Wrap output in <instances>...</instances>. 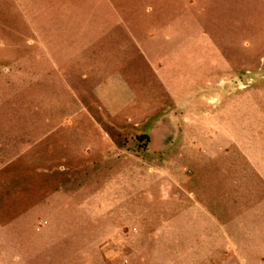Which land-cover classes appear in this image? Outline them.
<instances>
[{
    "label": "rangeland",
    "instance_id": "374dc122",
    "mask_svg": "<svg viewBox=\"0 0 264 264\" xmlns=\"http://www.w3.org/2000/svg\"><path fill=\"white\" fill-rule=\"evenodd\" d=\"M112 9L135 114L49 48ZM0 264H264V0H0Z\"/></svg>",
    "mask_w": 264,
    "mask_h": 264
},
{
    "label": "crops",
    "instance_id": "0c3cea01",
    "mask_svg": "<svg viewBox=\"0 0 264 264\" xmlns=\"http://www.w3.org/2000/svg\"><path fill=\"white\" fill-rule=\"evenodd\" d=\"M148 11H150L149 8ZM130 15H132L130 11L116 9L92 11L88 14L80 12L74 16L78 18V24L81 26L79 32L83 35L75 36V39L69 37V40L64 38L67 43L64 46H49V48L60 50V59L64 62L65 67L69 66V71L66 72L67 78L70 79L73 75L74 77L71 79L76 81L98 82L95 94L99 104L107 113L114 116L125 112L135 114L141 110L138 93L128 81L127 76L131 72L130 68L127 72L121 67L123 65L131 66L132 55L130 52L127 53V51H131V48H135V54L148 63L143 45L132 37L134 31L132 32L125 20ZM143 30L137 32H143ZM118 32L124 33L121 40H118L115 35ZM171 39V35L165 34L163 41L168 42ZM94 48H96L95 51H93ZM66 50L69 51V54ZM150 67L152 68V66ZM168 93L173 97L170 90ZM162 120L165 119L161 117ZM95 122L98 128H102L101 123ZM101 135L99 145L114 147L115 143L112 139L104 138Z\"/></svg>",
    "mask_w": 264,
    "mask_h": 264
}]
</instances>
